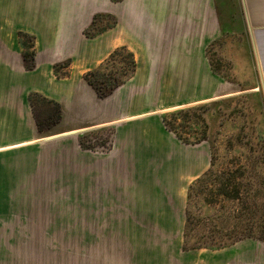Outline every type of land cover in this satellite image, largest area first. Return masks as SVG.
<instances>
[{"label": "crops", "instance_id": "obj_1", "mask_svg": "<svg viewBox=\"0 0 264 264\" xmlns=\"http://www.w3.org/2000/svg\"><path fill=\"white\" fill-rule=\"evenodd\" d=\"M108 3L0 0L1 202L58 201L62 194L76 198L79 158H84L86 204L96 211L93 214L117 217L127 210L137 215L143 208L164 210L167 189L173 201L175 187L179 194L205 172L203 148L181 143L166 129L163 116L221 100L236 88L213 70L208 49L223 36V5L229 3L227 23L232 27L237 2L121 0L110 11L117 25L88 39L84 32L95 8ZM241 6L253 35L264 92V0H241ZM19 32L35 38L32 71L25 68ZM96 42L107 51L101 57L108 59L114 50L126 47L138 65L135 76L106 99L83 79L105 61L99 57L91 63ZM67 59L71 65L61 70L69 73L59 77L54 65ZM31 93L62 107L61 123L47 133L38 130ZM106 127L116 131L110 152L79 147L81 132Z\"/></svg>", "mask_w": 264, "mask_h": 264}, {"label": "rangeland", "instance_id": "obj_2", "mask_svg": "<svg viewBox=\"0 0 264 264\" xmlns=\"http://www.w3.org/2000/svg\"><path fill=\"white\" fill-rule=\"evenodd\" d=\"M108 1L104 8H95L94 16L112 15L110 11L116 3ZM235 1L238 7L232 27L227 23L229 3L223 5V36L209 47L208 58L213 69L236 88L221 100L165 113L168 124L187 144L175 136L181 143L203 148L205 172L199 178L210 173L208 177L200 184L198 178L184 186L179 194L175 187L173 201L168 200L167 189L165 211L143 208L131 215L123 210L117 217L103 218L87 207L85 163L84 158H79L82 167L76 198L62 194L58 201H0V264H264L263 242L245 240L233 244L245 234L248 222L244 214L250 212L253 201L264 202L262 77L241 0ZM93 45L91 63L107 53L102 42ZM119 62L121 59L117 66ZM68 73L60 70L57 75L64 77ZM89 131L95 130L82 134ZM78 144L81 148L79 141ZM236 184L240 201L232 199ZM224 185L229 197L221 193ZM156 212L164 215L157 217L153 215ZM224 244L229 247H205ZM192 246L202 249L183 250Z\"/></svg>", "mask_w": 264, "mask_h": 264}, {"label": "trees", "instance_id": "obj_3", "mask_svg": "<svg viewBox=\"0 0 264 264\" xmlns=\"http://www.w3.org/2000/svg\"><path fill=\"white\" fill-rule=\"evenodd\" d=\"M119 1L121 0H113L114 3ZM116 25L117 19L114 16L110 14H97L94 16L91 26L84 34L88 39H94L108 30L113 29ZM18 37L23 50L22 57L25 68L28 71H32L36 66L35 38L24 32H19ZM119 59H121V62H119V66H117V61ZM70 65V60L56 64L54 65L55 72L58 73L61 69L69 68ZM137 67L138 65L134 54L126 47H120L114 50L108 59L96 69L86 73L83 79L95 91L99 98L106 99L135 76ZM29 103L40 133H47L61 123L62 107L60 103L47 99L39 93H31L29 95ZM172 116L175 115L172 114ZM163 122L169 132H173L179 140L186 143L181 136L176 133L175 129L168 124L166 115L163 116ZM115 133L116 131L114 127H106L95 131H89L79 135V143L81 148L85 151L108 153L113 148ZM197 143L199 142H195V144ZM209 174L210 173H206L204 177L207 178ZM204 177L199 178L197 184L202 183L204 181ZM237 185L238 184H236L235 187L236 195L232 199L240 201V190ZM226 187V185L223 186L221 193L223 196L229 197ZM193 188L194 186H191L190 190ZM188 197H190V194ZM244 218L245 221L248 222V226H246V229L244 230L245 234L238 236L233 244L245 240H258L264 243V202L260 204L254 200L250 212L244 214ZM189 221L190 217L187 216V223ZM205 247L212 250H222L229 246L224 244L222 246ZM187 249L188 248L186 247L183 248L184 251H195L202 249V246H192L188 250Z\"/></svg>", "mask_w": 264, "mask_h": 264}, {"label": "water", "instance_id": "obj_4", "mask_svg": "<svg viewBox=\"0 0 264 264\" xmlns=\"http://www.w3.org/2000/svg\"><path fill=\"white\" fill-rule=\"evenodd\" d=\"M82 133H83V132H81L80 134H82ZM80 134H79V135H80Z\"/></svg>", "mask_w": 264, "mask_h": 264}, {"label": "bare ground", "instance_id": "obj_5", "mask_svg": "<svg viewBox=\"0 0 264 264\" xmlns=\"http://www.w3.org/2000/svg\"><path fill=\"white\" fill-rule=\"evenodd\" d=\"M194 172V171H193Z\"/></svg>", "mask_w": 264, "mask_h": 264}]
</instances>
